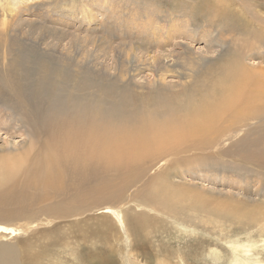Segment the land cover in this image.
Masks as SVG:
<instances>
[{
    "label": "rangeland",
    "instance_id": "rangeland-1",
    "mask_svg": "<svg viewBox=\"0 0 264 264\" xmlns=\"http://www.w3.org/2000/svg\"><path fill=\"white\" fill-rule=\"evenodd\" d=\"M150 13L155 22L138 21ZM231 60L250 81V71L264 73V0H0V74L11 68L27 89L22 78L44 77L43 110L89 97L106 110L161 112L169 100L198 96ZM7 87L0 81L1 148L30 141ZM263 117L239 123L237 133L228 127L211 145H193L175 158L178 165L146 159L132 170L139 178L115 197L105 186L77 197L67 164L63 194L0 218L14 229L0 233V250L17 264H264V166L243 163L264 143ZM7 152L0 150L4 170L30 162ZM51 204L55 213L44 210ZM104 207L121 221L100 213Z\"/></svg>",
    "mask_w": 264,
    "mask_h": 264
},
{
    "label": "bare ground",
    "instance_id": "bare-ground-1",
    "mask_svg": "<svg viewBox=\"0 0 264 264\" xmlns=\"http://www.w3.org/2000/svg\"><path fill=\"white\" fill-rule=\"evenodd\" d=\"M154 15L155 13H150L147 19L141 18L138 21L141 20L142 24L150 22L155 19ZM158 28L154 26L153 29L158 31ZM175 29L173 35H176ZM222 69V76L213 78L208 86L205 84L206 89L196 97L188 96L182 103L175 102L172 98L161 112L135 106L136 109L128 114L120 106L106 110L107 108L92 103L89 97L81 99L79 103L63 99V104L54 103L43 110L41 101H48L47 94L50 90L44 77L37 78L31 84L27 82V77L22 78L31 87L27 89L22 87L24 84L20 82L18 73L15 76L16 73L11 68L6 73H1L0 81L7 84L13 99L9 94L4 95L11 98V109L22 116L26 128L21 132L30 141L28 144L22 140L17 146L7 141L0 150L8 151L7 156L12 159L26 157L30 162L22 169L21 163L16 169L4 170L0 167V218H7L8 213L14 216L21 207L28 208L33 202L53 199L63 194L68 186L63 175L67 164L76 175L73 186L77 197L91 188L104 186L115 197L121 194L125 185H131L127 183L139 178L138 170H132L141 166L146 159L154 158L157 161L158 158L165 157L167 161H173V165H178L175 158L192 151L193 145H211L214 138L224 135L230 126H237L236 133L242 131L240 124L264 114V110H259L258 107L254 109L255 103L262 102L264 106V73L256 75L250 71L247 76L250 81L236 72L232 60ZM251 84L254 86L253 90ZM250 130L251 127L245 128L246 134ZM256 145V157H252V153L244 154L247 156L243 157V163L249 164L253 160L259 166H264V143ZM19 151L21 153L14 155ZM0 162L3 163L4 160L0 159ZM91 170L97 175L95 181H91ZM19 171L22 176H17ZM155 180L162 182L163 177H155ZM86 184L88 188L85 187ZM151 196L152 193L149 198ZM54 203L60 207L62 202ZM44 210L55 213L52 204ZM71 212L67 209L62 213ZM99 212L107 217L115 215L112 217L120 220V213L111 207H104ZM145 218V215L140 214L138 221L143 224ZM2 232L12 233L14 229L0 226V233ZM245 248L250 251V248ZM0 264H17L16 256L0 250Z\"/></svg>",
    "mask_w": 264,
    "mask_h": 264
}]
</instances>
